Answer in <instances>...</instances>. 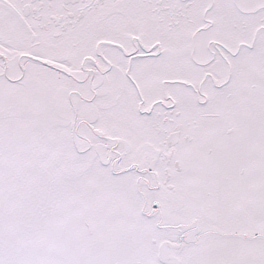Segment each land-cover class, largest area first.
I'll return each mask as SVG.
<instances>
[{"label":"snow or ice","instance_id":"1","mask_svg":"<svg viewBox=\"0 0 264 264\" xmlns=\"http://www.w3.org/2000/svg\"><path fill=\"white\" fill-rule=\"evenodd\" d=\"M0 264H264V0H0Z\"/></svg>","mask_w":264,"mask_h":264}]
</instances>
